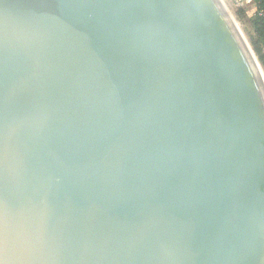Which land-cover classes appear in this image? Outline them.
Masks as SVG:
<instances>
[{
    "label": "water",
    "instance_id": "water-1",
    "mask_svg": "<svg viewBox=\"0 0 264 264\" xmlns=\"http://www.w3.org/2000/svg\"><path fill=\"white\" fill-rule=\"evenodd\" d=\"M0 264H264V68L223 0H0Z\"/></svg>",
    "mask_w": 264,
    "mask_h": 264
},
{
    "label": "trees",
    "instance_id": "trees-1",
    "mask_svg": "<svg viewBox=\"0 0 264 264\" xmlns=\"http://www.w3.org/2000/svg\"><path fill=\"white\" fill-rule=\"evenodd\" d=\"M255 8L248 16L252 29L251 44L264 68V0H253ZM247 16L246 9L240 16Z\"/></svg>",
    "mask_w": 264,
    "mask_h": 264
},
{
    "label": "rangeland",
    "instance_id": "rangeland-1",
    "mask_svg": "<svg viewBox=\"0 0 264 264\" xmlns=\"http://www.w3.org/2000/svg\"><path fill=\"white\" fill-rule=\"evenodd\" d=\"M223 2L225 3V5L228 7V9L230 10V12L232 13V15L234 16V18L236 19L240 29L242 30L243 34L245 35V37L247 38V40L250 42L251 44V37H252V29H251V25L249 22V18L248 16L251 14L252 12V7L249 4L246 5H237L234 0H223ZM244 9H246L247 12V16H240V11H244ZM252 46V44H251Z\"/></svg>",
    "mask_w": 264,
    "mask_h": 264
},
{
    "label": "built area",
    "instance_id": "built-area-1",
    "mask_svg": "<svg viewBox=\"0 0 264 264\" xmlns=\"http://www.w3.org/2000/svg\"><path fill=\"white\" fill-rule=\"evenodd\" d=\"M234 2L237 5H246V4L252 3L253 0H234Z\"/></svg>",
    "mask_w": 264,
    "mask_h": 264
},
{
    "label": "crops",
    "instance_id": "crops-1",
    "mask_svg": "<svg viewBox=\"0 0 264 264\" xmlns=\"http://www.w3.org/2000/svg\"><path fill=\"white\" fill-rule=\"evenodd\" d=\"M251 7H252V10L255 8V4L254 2L250 3Z\"/></svg>",
    "mask_w": 264,
    "mask_h": 264
}]
</instances>
